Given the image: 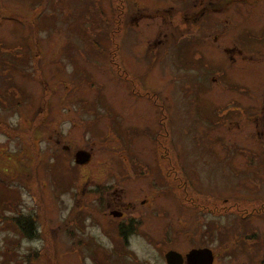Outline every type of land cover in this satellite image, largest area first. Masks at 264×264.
I'll return each instance as SVG.
<instances>
[{"label":"rangeland","instance_id":"374dc122","mask_svg":"<svg viewBox=\"0 0 264 264\" xmlns=\"http://www.w3.org/2000/svg\"><path fill=\"white\" fill-rule=\"evenodd\" d=\"M201 248L264 264V0H0V264Z\"/></svg>","mask_w":264,"mask_h":264},{"label":"water","instance_id":"95a60500","mask_svg":"<svg viewBox=\"0 0 264 264\" xmlns=\"http://www.w3.org/2000/svg\"><path fill=\"white\" fill-rule=\"evenodd\" d=\"M88 155L80 151L76 154V162L87 161ZM117 216L115 213H113ZM167 264H214L215 255L209 248L193 249L183 256L177 251H169L165 255Z\"/></svg>","mask_w":264,"mask_h":264},{"label":"flooded vegetation","instance_id":"af4514ba","mask_svg":"<svg viewBox=\"0 0 264 264\" xmlns=\"http://www.w3.org/2000/svg\"><path fill=\"white\" fill-rule=\"evenodd\" d=\"M124 215V214H123ZM2 221H13L14 223H16L18 226H19V229H24L26 227V221L24 220V217L21 216H17V217H6L5 215L3 216L2 218ZM33 228V227H28L27 231H31L30 229ZM215 263V261H214Z\"/></svg>","mask_w":264,"mask_h":264},{"label":"trees","instance_id":"16d2710c","mask_svg":"<svg viewBox=\"0 0 264 264\" xmlns=\"http://www.w3.org/2000/svg\"><path fill=\"white\" fill-rule=\"evenodd\" d=\"M122 231V235H125L126 233H128L127 230H121Z\"/></svg>","mask_w":264,"mask_h":264}]
</instances>
